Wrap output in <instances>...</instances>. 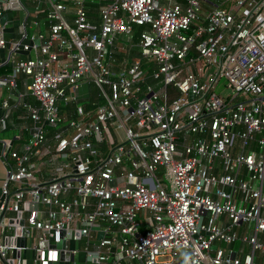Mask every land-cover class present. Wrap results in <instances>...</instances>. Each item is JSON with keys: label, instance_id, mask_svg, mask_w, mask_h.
<instances>
[{"label": "built area", "instance_id": "2783aa9c", "mask_svg": "<svg viewBox=\"0 0 264 264\" xmlns=\"http://www.w3.org/2000/svg\"><path fill=\"white\" fill-rule=\"evenodd\" d=\"M13 10L0 66L39 106L19 95L35 126L10 153L0 264H264V0H0V23ZM86 81L103 103L64 123Z\"/></svg>", "mask_w": 264, "mask_h": 264}, {"label": "crops", "instance_id": "0c3cea01", "mask_svg": "<svg viewBox=\"0 0 264 264\" xmlns=\"http://www.w3.org/2000/svg\"><path fill=\"white\" fill-rule=\"evenodd\" d=\"M176 1L184 2L185 0H176ZM28 2L29 4L30 3L32 4L31 1ZM99 5L100 3H98V7ZM98 7H97L96 17H98ZM5 15H6V19L4 22H2L1 20L0 30L3 29L4 36L10 40L13 38H17L19 36V30H20L19 26L21 25L23 14L18 10H13V11H7ZM11 18L13 19V21H19V24L15 23L13 27L9 28L8 25L10 24ZM118 41H120L121 43ZM132 41L133 39L130 40L129 42L128 41L123 42L121 38L117 39L113 54L114 70L119 71L124 63L130 62L133 58H135V56L139 55V51H138L139 49L133 46L136 42L132 43ZM124 43H126V45ZM128 44L130 45L129 47ZM130 47H132V50H130ZM9 53L10 52L8 49L0 51V65L8 58ZM117 53L122 54L125 57V59L122 62H120L116 67L115 65L116 57L114 55ZM18 55L19 57H27L30 54L25 53L23 51H19ZM2 66L11 67V64L10 63L4 64ZM11 71H12V67H11ZM10 73L11 72L6 73L5 75H0V78L1 79L7 78V75ZM16 78H17L16 87L14 88L10 87L9 83H7L6 80H5L6 85L0 87V198L2 194L3 184L7 179L8 163L12 162L10 153L13 150H19L23 144L27 143L30 140L32 133L34 131L32 127L35 126V122L30 117L28 110L23 107L22 102L19 100V95H23L24 101L29 102L33 106H39V101L30 93L28 89V84L30 82V79L23 73H19ZM83 85H88V89L90 92L89 96L81 97L80 89H79L78 91L79 100L77 102L66 103L64 101H60L59 108L61 110L64 123H67L68 121L77 118L76 103L83 105L86 111H94L96 108L95 103L97 104L103 103V98L100 95V89L93 81H86ZM168 93L172 95L173 92L168 91ZM171 95L170 97L168 95L167 100L171 98ZM5 102L8 103L7 106L4 104ZM91 117L92 114H90L88 118ZM2 119L3 121H1ZM44 131L48 137L50 136L52 137L54 134L57 133L58 129L45 127ZM2 134H4V136H2ZM107 135L114 143L117 142L116 140H119L120 137L123 138L124 132L120 129H116L113 125H109ZM104 145L108 146L107 143H104L102 146ZM102 146L101 149H103ZM231 246L238 248L244 247L245 250L250 249L248 244H242L241 242L234 243Z\"/></svg>", "mask_w": 264, "mask_h": 264}, {"label": "trees", "instance_id": "16d2710c", "mask_svg": "<svg viewBox=\"0 0 264 264\" xmlns=\"http://www.w3.org/2000/svg\"><path fill=\"white\" fill-rule=\"evenodd\" d=\"M97 7H98V3H97V2H92V3L89 4V16H90L91 18L96 17V15H97ZM146 27H147L146 25L136 26V28H135V34H134V36H133V41H132V43H135V42H137V41L139 40L140 32H141L143 29H145ZM124 44L126 45V43H124ZM129 46H130V45L128 44V47H129ZM114 56L116 57L115 65H116V67H117V65H118L120 62H122V61L125 59V57H124L122 54H120V53H117V54H115ZM8 72H11V67H10V66H1V67H0V75H5V74L8 73ZM167 91H171V92H173V93H172V96H171L172 98L178 96V92H177V90L174 89L172 86H168ZM170 99H171V98H169L168 100H170Z\"/></svg>", "mask_w": 264, "mask_h": 264}, {"label": "rangeland", "instance_id": "374dc122", "mask_svg": "<svg viewBox=\"0 0 264 264\" xmlns=\"http://www.w3.org/2000/svg\"><path fill=\"white\" fill-rule=\"evenodd\" d=\"M19 24V21H13V19L11 18L10 19V24L8 25V27L10 28V27H13V25L14 24ZM121 40L123 41V42H125V41H127L126 40V38L125 37H122L121 38ZM118 42H120V41H118ZM121 43V42H120ZM83 87H84V89H83ZM224 89H218V92H222ZM90 95V92H89V89H88V85H83L81 88H80V96L81 97H87V96H89ZM2 136H4V134H2Z\"/></svg>", "mask_w": 264, "mask_h": 264}, {"label": "water", "instance_id": "95a60500", "mask_svg": "<svg viewBox=\"0 0 264 264\" xmlns=\"http://www.w3.org/2000/svg\"><path fill=\"white\" fill-rule=\"evenodd\" d=\"M6 19V15H4V17L2 18V22H4ZM6 85V81L4 79L0 78V87ZM35 131H37V129H35Z\"/></svg>", "mask_w": 264, "mask_h": 264}, {"label": "clouds", "instance_id": "9594fccd", "mask_svg": "<svg viewBox=\"0 0 264 264\" xmlns=\"http://www.w3.org/2000/svg\"><path fill=\"white\" fill-rule=\"evenodd\" d=\"M191 258H186V264H190Z\"/></svg>", "mask_w": 264, "mask_h": 264}]
</instances>
